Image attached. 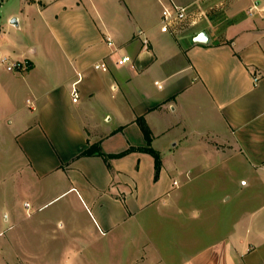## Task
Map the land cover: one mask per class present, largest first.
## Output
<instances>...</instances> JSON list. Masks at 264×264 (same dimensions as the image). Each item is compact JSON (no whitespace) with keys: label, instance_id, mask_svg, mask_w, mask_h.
<instances>
[{"label":"crops","instance_id":"obj_1","mask_svg":"<svg viewBox=\"0 0 264 264\" xmlns=\"http://www.w3.org/2000/svg\"><path fill=\"white\" fill-rule=\"evenodd\" d=\"M170 3L192 12L177 34L160 31ZM3 5L0 264H264V0ZM202 182L223 186L224 209L195 228L183 188ZM152 213L173 218L171 245Z\"/></svg>","mask_w":264,"mask_h":264},{"label":"rangeland","instance_id":"obj_2","mask_svg":"<svg viewBox=\"0 0 264 264\" xmlns=\"http://www.w3.org/2000/svg\"><path fill=\"white\" fill-rule=\"evenodd\" d=\"M4 2H5V0H0V24H2L4 22L5 17L9 11V8H10V7H5L3 5ZM12 2H14V0H12ZM1 4L3 5L2 8H1ZM187 27L188 26H186V28ZM20 35L23 38H26V36L22 30L20 31ZM215 178H216V176H215ZM222 187L223 186L218 185V184H208V183L206 184V183L202 182V183H199L193 187H191V185H190V187L188 186L187 189L183 188V193H185V194L188 193L187 194L188 196H190L192 193L193 209H196V210L203 213L202 217L199 220V223L197 225H195V223H194L195 228H197L199 226L200 227L206 226L208 222H212V221H215L217 219L219 220L220 216H218L216 213L221 212L224 209V207L219 201L216 200V197H214V196L220 195V193L222 191L221 190ZM3 204H4V207H6V209H8V208H12V206L15 204V202L12 201L11 199H6ZM155 208L158 209L157 204L155 206H152V209H155ZM18 212H19V209H18ZM213 212L215 214H212ZM145 224H148L149 227L151 228L150 229L151 237H155V238H157L156 239L157 242L158 241L164 242L167 245H171L172 243H174L176 235L180 234V233L179 234L175 233V228H174L175 226H174L173 218H168V217L162 218V217H159L158 215H156V213H152V215H150L147 218ZM161 227L163 228V231L160 229ZM159 229L161 230V233H158ZM7 232H8V230H7ZM12 232H13V230H12ZM11 236L13 237V234H11ZM183 236H184V234H183Z\"/></svg>","mask_w":264,"mask_h":264},{"label":"built area","instance_id":"obj_3","mask_svg":"<svg viewBox=\"0 0 264 264\" xmlns=\"http://www.w3.org/2000/svg\"><path fill=\"white\" fill-rule=\"evenodd\" d=\"M192 12L187 8V6H178L173 3H170L167 6L162 7L161 15H160V31L166 32L170 34H177L186 29V26H190L192 24ZM187 27V28H188ZM140 31L137 32L140 35ZM106 42L108 46H112L113 42L106 38ZM143 44L147 43L146 39H142ZM117 52V48H114L113 54ZM2 62L5 59L1 60ZM131 58L127 54H121L114 58V64L119 66L130 62ZM24 67H27V64L24 62H11L7 63L6 69L7 70H20ZM93 69L96 71L105 72L108 70V65L105 61H99L93 64ZM72 101L75 102L77 99V90L76 88L72 87Z\"/></svg>","mask_w":264,"mask_h":264},{"label":"trees","instance_id":"obj_4","mask_svg":"<svg viewBox=\"0 0 264 264\" xmlns=\"http://www.w3.org/2000/svg\"><path fill=\"white\" fill-rule=\"evenodd\" d=\"M28 1H33V0H28ZM27 67H28V65H27ZM137 123H138V126L140 127L146 141H149L150 131H149L148 126L145 124L144 120L141 118L137 119ZM147 151L154 157V167H155L154 178H157L158 173H159V169H160L159 156L156 152H154L151 149H147ZM93 152H94V148H89V149L85 150L84 152H82L80 155H89V154H92ZM97 153H99L100 155L102 154L99 151ZM104 158H105V160H107V156H104Z\"/></svg>","mask_w":264,"mask_h":264},{"label":"water","instance_id":"obj_5","mask_svg":"<svg viewBox=\"0 0 264 264\" xmlns=\"http://www.w3.org/2000/svg\"><path fill=\"white\" fill-rule=\"evenodd\" d=\"M194 42H198V43H207L209 41L208 35L206 33V31L202 30L200 32H198L194 38H193Z\"/></svg>","mask_w":264,"mask_h":264}]
</instances>
